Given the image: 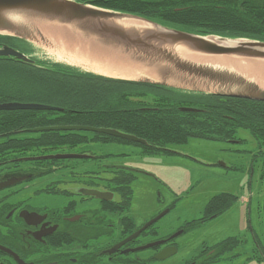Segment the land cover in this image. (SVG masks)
<instances>
[{
  "label": "flooded vegetation",
  "instance_id": "obj_1",
  "mask_svg": "<svg viewBox=\"0 0 264 264\" xmlns=\"http://www.w3.org/2000/svg\"><path fill=\"white\" fill-rule=\"evenodd\" d=\"M176 89L195 97L218 95ZM102 91L105 93L91 110L103 106L102 110L146 114L160 109L155 104L163 89L114 87ZM248 134L250 137L236 133L233 137L189 139L243 143L251 138L255 142ZM92 141L131 142L141 151L135 153L134 162L88 153L80 154L81 158L34 160L33 166L18 165V157L12 156L10 163L0 164V184L5 183L0 188V264H246L251 259L264 264V241L255 233L249 215L243 226L235 225L230 231L218 218L235 204V195L215 194L222 195L213 201L210 197L179 220L165 200L153 194L152 201L137 198L139 182L153 178L141 162L169 152L165 147L150 150L146 140L139 143L105 134ZM220 167L229 168L225 163ZM253 173L252 168L250 176ZM263 177L258 178V185ZM91 190L99 196L90 194ZM221 232L226 235L219 237Z\"/></svg>",
  "mask_w": 264,
  "mask_h": 264
},
{
  "label": "trees",
  "instance_id": "obj_2",
  "mask_svg": "<svg viewBox=\"0 0 264 264\" xmlns=\"http://www.w3.org/2000/svg\"><path fill=\"white\" fill-rule=\"evenodd\" d=\"M93 6L134 14L162 25L189 30L202 35L248 38L264 41V0H75ZM27 42L0 35V45L16 48ZM17 49V48H16ZM25 54L29 55L28 52ZM27 63L12 57H0V103L55 101L56 110H0V164L21 151L42 147H75L100 139L103 134L87 131H42L20 136L35 127L51 125H90L111 127L148 142V149L160 150L169 144H183L190 137H233L245 130L256 139L253 156L261 159L264 175V102L216 95L195 97L179 89L157 83L111 79L58 63L35 59ZM147 87L158 92L153 113L113 111L86 105L94 89ZM87 98V99H86ZM93 104V103H91ZM170 105L171 109H166ZM195 106L200 112L180 111ZM104 116V117H103ZM100 117V118H99ZM99 118V119H98ZM155 147V148H154ZM258 154V155H257ZM214 195L210 201L218 198Z\"/></svg>",
  "mask_w": 264,
  "mask_h": 264
},
{
  "label": "water",
  "instance_id": "obj_3",
  "mask_svg": "<svg viewBox=\"0 0 264 264\" xmlns=\"http://www.w3.org/2000/svg\"><path fill=\"white\" fill-rule=\"evenodd\" d=\"M125 20L141 21L143 24L142 26L126 24ZM44 24L64 26L85 40L96 41L102 46L133 55L134 59L147 63L157 74L160 80L153 83L175 88L181 87L169 84L167 81L172 79L190 83L187 85L199 83L203 89L194 90L264 102V88L243 75L199 64L185 57V55L205 58L225 56L264 62V41L202 35L189 30L168 27L138 15L99 8L75 0H0V35L15 37L27 42L36 31L34 30L35 25L41 30ZM0 57H12L23 62L35 63L33 58L7 44L0 45ZM132 80L151 82L146 79ZM19 109L62 110L57 106L36 102L0 103V110ZM179 109L185 112L197 111L196 108L185 106ZM42 131H89L146 143L144 139L114 128L89 125H51L27 130V132ZM81 157L84 156L68 153L20 159ZM4 185L5 183L0 184V188ZM89 193L99 196L94 190Z\"/></svg>",
  "mask_w": 264,
  "mask_h": 264
},
{
  "label": "rangeland",
  "instance_id": "obj_4",
  "mask_svg": "<svg viewBox=\"0 0 264 264\" xmlns=\"http://www.w3.org/2000/svg\"><path fill=\"white\" fill-rule=\"evenodd\" d=\"M36 27L37 25L34 27V30H36L34 35L27 42V50L23 43H15L19 51L28 52L30 57L49 64L58 63L75 67L82 72L95 73L77 65L58 61L55 55L49 51L48 40L41 33L40 28ZM171 81H173V85H178L181 88L203 89V86L199 83L187 85L190 83L172 79ZM93 92V95L96 96L90 97L88 95V99L86 98L88 100L87 106L98 104L101 99L100 94L105 93L95 89ZM55 101L49 102L53 104ZM51 103H48V105ZM86 134L93 136L90 132H86ZM18 135L34 136L36 133L28 132ZM239 136L250 137L245 130L239 131ZM255 147V142L251 138L243 143L214 142L191 138L183 144H169L165 147L169 152L156 153L152 158L141 162L153 178L149 181L145 178V180L139 182L141 185L137 186V198L139 201L142 200V202L152 201L156 197L163 199L165 200L164 203H168L169 206L172 205L171 214L182 220L192 210L197 211L196 209L200 208L199 205H203L213 195L221 192L232 193L237 197L236 202L218 217L221 218V223L224 224L225 222L229 226L227 231H230L235 228L233 227L235 225L242 224L243 226L246 221V215H249L255 233L260 234L264 241V180L262 185H258L257 182L262 178L261 168H259L261 159L253 156L256 150ZM140 151L141 148L131 142L104 143L91 141L75 147L60 146L28 149L14 154V157H18L16 158V161H19L18 165L24 166H33L36 161H22L20 158L68 153H97L107 155L111 160H124L125 162L131 160L134 162L135 153ZM221 163L227 164L229 168L220 167ZM252 168L254 173L250 176ZM152 194L156 197H152ZM195 211L193 212L195 213ZM198 232L195 233V236L199 234ZM225 235L221 232L219 237ZM246 264L260 263L251 259V262Z\"/></svg>",
  "mask_w": 264,
  "mask_h": 264
},
{
  "label": "bare ground",
  "instance_id": "obj_5",
  "mask_svg": "<svg viewBox=\"0 0 264 264\" xmlns=\"http://www.w3.org/2000/svg\"><path fill=\"white\" fill-rule=\"evenodd\" d=\"M124 23L137 26L143 24L136 20H125ZM41 33L48 40L49 51L58 61L108 76L146 79L151 82L160 80L147 63L137 61L133 55L102 46L96 41L85 40L64 26L44 24L41 27ZM185 57L199 64L243 75L264 88V62L225 56L205 58L185 55ZM167 82L173 84L171 80Z\"/></svg>",
  "mask_w": 264,
  "mask_h": 264
}]
</instances>
